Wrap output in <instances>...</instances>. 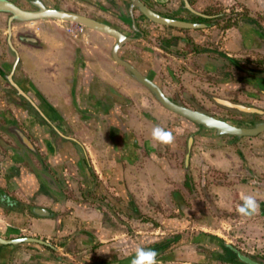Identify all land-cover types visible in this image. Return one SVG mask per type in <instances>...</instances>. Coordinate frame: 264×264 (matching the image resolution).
I'll list each match as a JSON object with an SVG mask.
<instances>
[{"label":"crops","instance_id":"0c3cea01","mask_svg":"<svg viewBox=\"0 0 264 264\" xmlns=\"http://www.w3.org/2000/svg\"><path fill=\"white\" fill-rule=\"evenodd\" d=\"M89 1L70 5L132 38L118 56L173 102L187 106L167 91L180 77L165 68L167 56L186 67L182 78H211L216 104L243 106L232 99L239 96L264 114V0H187L209 20L204 29L130 28L127 4ZM148 1L166 17L200 22L182 0L180 8ZM30 25L13 30V49L6 38L0 47V237L46 245L0 246V264H132L138 247L163 250L159 264H218L205 240L220 235L198 230L189 239L195 221L213 228L221 221L228 244L243 237L264 247V133L219 135L166 110L115 63L110 36L89 29L79 38L38 36L42 29ZM156 126L173 132V146L152 138ZM246 195L260 206L250 217L238 212ZM247 221L254 233L234 230Z\"/></svg>","mask_w":264,"mask_h":264},{"label":"water","instance_id":"95a60500","mask_svg":"<svg viewBox=\"0 0 264 264\" xmlns=\"http://www.w3.org/2000/svg\"><path fill=\"white\" fill-rule=\"evenodd\" d=\"M133 6L139 8V10L151 21L170 27H178L183 29H204L206 26L199 24H192L177 20H171L163 18L158 14L152 12L146 8L140 1L132 0ZM36 5V4H35ZM0 13L8 14L7 19V35L9 46L13 49L10 37L11 28L15 22H34L41 20H54L62 21L67 23H73L80 25L86 29L93 30L112 38H115L117 43L113 46L111 55L116 64L122 66L127 72H129L132 78L138 82L141 86L149 90L157 102L164 107L166 110L188 120L189 122L201 126L203 129L214 130L219 135H231L236 137H255L264 133V122H260L253 127H239L230 124L218 117L209 115L205 112L198 111L180 104L173 102L168 98L162 89L151 79L145 77L140 72H138L132 65L122 60L118 56V51L120 48L131 39L126 37L120 31L101 23L97 20L89 18L85 15L74 13L71 11H66L62 9H56L51 7H45L43 5L37 4V8L34 10H26L18 7L16 4L9 0H0ZM135 28V27H134ZM216 102L220 105L236 109L241 112L252 113L255 111L253 108H247L237 104H233L226 100L216 99ZM21 243H36L41 245H46L45 242L28 237H22L17 239H4L0 237V246L6 245H18ZM228 248L235 252L238 258L246 264H260L250 259L248 256L241 254L237 249L227 244ZM159 250L158 254L161 253Z\"/></svg>","mask_w":264,"mask_h":264},{"label":"rangeland","instance_id":"374dc122","mask_svg":"<svg viewBox=\"0 0 264 264\" xmlns=\"http://www.w3.org/2000/svg\"><path fill=\"white\" fill-rule=\"evenodd\" d=\"M10 1H14L15 3H17L19 5H24V3L21 0H10ZM44 1L46 3L49 2L48 3L49 6H53V7H55V5L57 6V4L59 3V2L52 3L50 1L47 2L46 0H44ZM56 1H58V0H56ZM60 1L63 3H61V5H59V6H63L65 8L67 7V9H70V10H72V9L75 10V6L70 5L71 0H60ZM3 15L4 16L0 15V47L1 48L6 47L5 38L7 35L6 24H5L6 22L4 20V17H6L7 15H5V14H3ZM44 21L49 22L50 20H44ZM44 21L42 20V21H34V22H22V23L16 22L12 25L11 29H12V32L14 30V32L16 33V31L18 30V28L20 26H22L24 24H27V25L32 24L30 26L34 31L38 27H39V29H42L41 32L38 33V36H40L41 33H44V35H50V36H55V37H60V38L69 36L64 29L67 26L66 25L67 22H60L64 28L59 31V29H57V30L53 29V28H56L55 26L41 28L40 25H38V24L43 23ZM46 25L52 26L50 24H46ZM80 36L81 35H79L77 38H79ZM6 52H8V51L6 50ZM172 55H173V53H172ZM8 57H9V53H8ZM165 59H166V62H165L166 67L165 68L170 72H174V73L176 72V74H178V76H180V77H177V82H176L177 84H176V88L174 90L171 87H168V86H165V87L166 88L168 87L167 91L171 92L170 93L171 96L173 95V93L177 92L176 95L178 94L177 96L179 98L180 103L187 105L186 107L189 106V108H191L190 106L196 104V105H198L199 109H195V110L206 112V113L211 114L213 116H216V117H218L224 121H227L226 119H230L232 121L229 122V120H228L227 121L228 123H232L233 125H236V126L241 125L239 127H253V126H251L250 123H244V122L242 123L244 125L243 126L241 124V122L238 121V120L244 121V120H249V119L251 120L250 116H247V115L244 116V115L240 114L238 111H229L226 108L219 106V104H216L213 101V98H221V97L219 94L214 93L207 88L211 78H203L202 79L198 76L197 77L196 76H185L182 78L181 77L182 72H180V71L181 70L187 71L186 67L181 65V63L176 62L174 59H171V56H167ZM197 78H198V80H197ZM209 88H213V86L212 87L210 86ZM169 89H172V90H169ZM238 95H240V94H238ZM238 97H236V96L233 97L232 98L233 101H235L236 103H239V102L243 103V101L246 100L245 104H242V105L245 107H248V108H254V106H253L254 104L251 103L252 101L250 102L248 100V98L239 100V99H237ZM260 120L264 121V117L261 118ZM210 206L211 205H208V207H210ZM204 214H207V213H204ZM218 216L220 218L229 217L228 214H226V213H224V214L219 213ZM218 223L220 224V226H218L219 228H215V227L213 228L212 226H208L206 221H203V222L202 221H198V222L195 221L191 225L192 229L189 230L188 238L189 239H192V238L196 239V237H195L196 233H199V231H201V230H208L209 232H214V233H217L218 235H220V236H216L214 238L218 239L219 241L221 240V241L225 242L226 244H228L227 243V241L229 240L228 236L223 237V235L221 233L223 230V225L221 226L222 222L216 221L217 225H218ZM233 224L235 226V227H233L234 230H237V228H239L241 230L240 232L242 235L249 236L250 234L254 233V231H255L254 222L247 221V222L241 223V224H239L238 222H234ZM234 234H236V231H234ZM242 238L243 237H236L234 244H228V245L234 247L235 249H237L239 252L243 253L244 255L256 257L258 259L264 258V247L256 248L257 244L254 242L253 239H251L247 242V241H244ZM224 240H226V241H224ZM218 264H226V263L225 262L224 263L218 262Z\"/></svg>","mask_w":264,"mask_h":264},{"label":"flooded vegetation","instance_id":"af4514ba","mask_svg":"<svg viewBox=\"0 0 264 264\" xmlns=\"http://www.w3.org/2000/svg\"><path fill=\"white\" fill-rule=\"evenodd\" d=\"M10 1V0H9ZM23 3H24V5H19V4H17V3H15L14 1H11V2H13L14 4H16L18 7H20V8H22V9H26V10H34V9H36L37 8V4H39V5H43V6H45V7H51V8H56V9H60L59 7H61V8H64L63 6H59V7H57L56 5H55V7H53V6H49V4L48 3H46L44 0H21ZM84 1V3H86V4H89V5H93L92 3H90V1L88 0L87 2H85V0H83ZM107 2H108V4L114 9V7H117V3H120V2H122L123 3V5L124 4H127V12H128V15H129V22L127 23V24H125V25H128L130 28L131 27H135V29L136 28H139V26H140V24H139V22L140 23H145V28H146V26H161V27H163V28H178V27H170V26H163V25H159V24H157V23H155V22H153V21H151V20H149L140 10H139V8L138 7H136V6H133V3H132V0H106ZM138 1H140L146 8H148L149 10H151L152 12H154V13H156V14H158L159 16H161V17H163V18H167V19H171V20H177V21H182V22H185V21H183L181 18H177V19H174V18H169V17H166V15H164L163 13H161V12H156V11H154L153 10V7H152V5L150 4V2L148 1V0H138ZM151 1H153V0H151ZM161 1H164V2H166L167 0H154L153 2L156 4V6L157 5H159V3H162ZM180 1L181 0H175V2H174V5H176V4H178V7H179V4H180ZM183 1V3H184V6H186V12H187V14L188 15H191V16H193L194 18L195 17H197V15H199V17L201 16V18L202 19H204V17L203 16H205V15H202V14H199V13H197L189 4H188V2H187V0H182ZM36 4V5H35ZM94 6L95 7H97V8H100L99 10L100 11H102L103 10V12L105 13V14H109V15H111V14H113L114 13V15L115 16H117L116 14L117 13H115V12H113L114 10H106V9H104V8H101V7H99V4L97 3V2H95L94 3ZM172 8H174V7H172ZM180 8V7H179ZM62 10H66V11H71V12H74V13H78V14H81V15H85V16H87V17H89V18H92V19H94V20H97V21H99V22H101V23H104V24H106V25H108V26H110V27H112V28H114V26H111L110 24H108L107 22H105L104 20H100V19H97L95 16H89V15H87L86 13H85V11H81V10H70V9H62ZM134 12L136 13L135 15H134ZM178 13H179V11H177ZM181 13V12H180ZM7 16H9L8 14H6ZM50 21H54V20H50ZM122 23H125V21L124 20H120ZM5 24H6V32H7V21L5 20ZM204 21H201V19H200V22L199 21H197L196 23L195 22H192V24H199V25H204V26H207V24L204 22ZM16 23V22H15ZM22 23V22H21ZM187 23H189V22H187ZM142 27V26H141ZM148 28V27H147ZM115 29V28H114ZM179 29V28H178ZM180 29H183V28H180ZM86 30V29H85ZM116 30H118V29H116ZM118 31H120V30H118ZM121 32V31H120ZM122 33V32H121ZM123 34V33H122ZM12 35H13V33H12V29H11V37H12ZM108 36V35H107ZM127 37V36H126ZM129 38V37H128ZM8 39V35H6V40ZM115 39V38H114ZM129 39H131L132 40V38H129ZM115 41H116V39H115ZM116 43H117V41H116ZM115 43V44H116ZM126 43H128V42H126ZM125 43V44H126ZM114 44V45H115ZM124 44V45H125ZM123 45V46H124ZM122 46V47H123ZM121 47V48H122ZM167 96V95H166ZM168 98H169V96H167ZM207 239L208 240H205V244L207 245V246H209L211 249H213V251H215V258H216V260L217 261H219V262H225L226 264H246V263H244L243 261H241L239 258H238V256H237V254L235 253V252H233L232 250H229L230 248H228V246H227V244L225 243V242H223V241H217V240H215L216 238H212V237H207ZM211 240V241H210ZM33 244H35V243H33ZM167 244V243H166ZM230 246V245H229ZM241 253V252H240ZM241 254H243V253H241ZM244 255V254H243ZM246 256H248V255H246ZM250 259H252V260H254L255 262H258V263H260V264H264V258H262V259H258V258H256V257H252V256H248Z\"/></svg>","mask_w":264,"mask_h":264},{"label":"clouds","instance_id":"9594fccd","mask_svg":"<svg viewBox=\"0 0 264 264\" xmlns=\"http://www.w3.org/2000/svg\"><path fill=\"white\" fill-rule=\"evenodd\" d=\"M152 138L164 145L173 146L175 144V135L173 132L165 130L160 126H156L152 129ZM242 199L243 203L238 208L240 215L250 217L258 213L260 206L254 196L246 195ZM157 256L158 253L154 249L138 247L135 250V257L132 260V264H159Z\"/></svg>","mask_w":264,"mask_h":264},{"label":"trees","instance_id":"16d2710c","mask_svg":"<svg viewBox=\"0 0 264 264\" xmlns=\"http://www.w3.org/2000/svg\"><path fill=\"white\" fill-rule=\"evenodd\" d=\"M6 15V14H5ZM7 19H8V16H6V17H4V20H6L7 21ZM202 19V18H201ZM205 23H207V21H209V20H206V19H202ZM193 109H199L198 107H195V108H193ZM201 110V109H200ZM235 111V110H234ZM206 113V112H205ZM208 114V113H207ZM240 114H242V115H247V116H250L251 117V121L250 122H248V123H250L251 124V126H254V125H256V124H258V123H260V122H264V121H261L260 119L261 118H263L264 117V114L262 113V114H260V113H256V112H254V113H240ZM186 120V119H185ZM186 121H188V120H186ZM240 123V122H239ZM243 122H241V124H242ZM196 125V124H195ZM243 125V124H242ZM196 126H198V127H200V128H202L201 126H199V125H196ZM236 126V125H235ZM238 126V125H237ZM239 126H241V125H239ZM215 240H217V239H215ZM218 241V240H217ZM21 244H33V243H21ZM34 245V244H33ZM6 246H10V245H6ZM41 246H43V245H41ZM230 250V249H229Z\"/></svg>","mask_w":264,"mask_h":264},{"label":"built area","instance_id":"2783aa9c","mask_svg":"<svg viewBox=\"0 0 264 264\" xmlns=\"http://www.w3.org/2000/svg\"><path fill=\"white\" fill-rule=\"evenodd\" d=\"M66 25L64 29L71 38H77L79 35H82L85 30L84 27L77 24L67 23Z\"/></svg>","mask_w":264,"mask_h":264},{"label":"bare ground","instance_id":"6f19581e","mask_svg":"<svg viewBox=\"0 0 264 264\" xmlns=\"http://www.w3.org/2000/svg\"><path fill=\"white\" fill-rule=\"evenodd\" d=\"M58 22H62V21H58ZM84 29H86V28H84Z\"/></svg>","mask_w":264,"mask_h":264}]
</instances>
